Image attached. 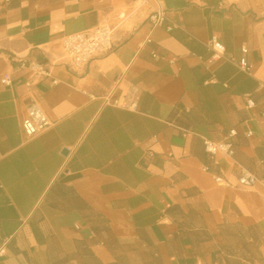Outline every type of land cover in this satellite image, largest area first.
<instances>
[{
	"label": "crops",
	"instance_id": "0c3cea01",
	"mask_svg": "<svg viewBox=\"0 0 264 264\" xmlns=\"http://www.w3.org/2000/svg\"><path fill=\"white\" fill-rule=\"evenodd\" d=\"M100 23L113 45L72 66L62 37ZM262 85L264 0H0V264H264V187L239 184L264 179Z\"/></svg>",
	"mask_w": 264,
	"mask_h": 264
},
{
	"label": "built area",
	"instance_id": "2783aa9c",
	"mask_svg": "<svg viewBox=\"0 0 264 264\" xmlns=\"http://www.w3.org/2000/svg\"><path fill=\"white\" fill-rule=\"evenodd\" d=\"M149 20L153 29L164 24L166 20V14L163 9H156L150 13ZM171 28L172 27H168L169 30H171ZM61 41L63 46V57L72 66L81 68L97 53L106 51L113 45L112 27L108 23H100L82 31L67 34L62 37ZM210 47L214 51L208 60L210 63L222 58L233 60V57L225 56V46L218 39L212 38L210 40ZM242 51L244 55L237 60L238 66L243 71L250 72L251 65L245 55L248 51L247 47L243 46ZM32 67L37 69V71L44 70L42 67H39L36 64H33ZM3 83L10 84V80L4 78ZM115 104L128 109H136L137 107V102L135 99L125 102L115 101ZM246 104L248 107H253L255 105V101L248 96ZM51 124L52 121L49 119L39 102L33 100L27 106L26 114L22 119V129L25 135L27 137H33L49 128ZM235 134L236 130L232 129L229 131L228 135L221 140L205 138L204 144L206 150L212 156L223 153L232 157L234 151L230 137ZM249 134H251V131H249ZM216 179L220 183L225 182L220 176H216ZM257 183H260L264 187V179H260L249 169L241 167L239 174V184L244 187H249Z\"/></svg>",
	"mask_w": 264,
	"mask_h": 264
},
{
	"label": "water",
	"instance_id": "95a60500",
	"mask_svg": "<svg viewBox=\"0 0 264 264\" xmlns=\"http://www.w3.org/2000/svg\"><path fill=\"white\" fill-rule=\"evenodd\" d=\"M64 152H66V150Z\"/></svg>",
	"mask_w": 264,
	"mask_h": 264
}]
</instances>
